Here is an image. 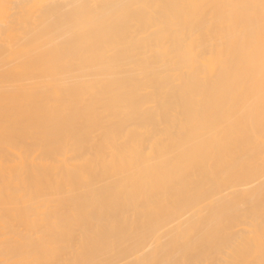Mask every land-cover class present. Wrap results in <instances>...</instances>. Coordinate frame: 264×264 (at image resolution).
<instances>
[{
  "label": "bare ground",
  "instance_id": "1",
  "mask_svg": "<svg viewBox=\"0 0 264 264\" xmlns=\"http://www.w3.org/2000/svg\"><path fill=\"white\" fill-rule=\"evenodd\" d=\"M0 264H264V0H0Z\"/></svg>",
  "mask_w": 264,
  "mask_h": 264
}]
</instances>
